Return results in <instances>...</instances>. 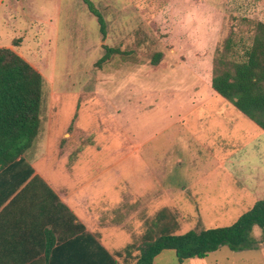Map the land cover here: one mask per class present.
<instances>
[{
  "label": "rangeland",
  "instance_id": "1",
  "mask_svg": "<svg viewBox=\"0 0 264 264\" xmlns=\"http://www.w3.org/2000/svg\"><path fill=\"white\" fill-rule=\"evenodd\" d=\"M90 1L103 38L82 0H0V47L42 76L25 159L71 207L87 200L85 221L106 227L113 257L134 264L160 210L183 234L229 226L264 198V132L209 83L226 39L236 44L228 60L251 44L264 0ZM104 47L118 52L98 63ZM252 235L264 242L263 230ZM153 264H264V255L223 246L179 262L164 250Z\"/></svg>",
  "mask_w": 264,
  "mask_h": 264
},
{
  "label": "trees",
  "instance_id": "2",
  "mask_svg": "<svg viewBox=\"0 0 264 264\" xmlns=\"http://www.w3.org/2000/svg\"><path fill=\"white\" fill-rule=\"evenodd\" d=\"M82 2L96 18L99 34L105 37L103 16L90 0ZM234 46L236 44L231 43V39H226L222 50L217 51L212 65L211 89L264 132V24L256 25L251 44L244 47L241 57L229 61L227 53ZM104 50L98 63L107 61L118 52L108 47ZM161 56L156 53L152 65H157ZM42 83L41 74L25 59L10 48L0 47V177L8 176L14 181L11 192L27 182L20 191L29 196L31 205L26 212H39L45 223L60 228L58 245L49 251L50 260L43 264H120L93 234L85 232L84 226L41 178H31L34 170L24 154L39 132ZM74 220L77 222L72 231L66 233L65 229ZM177 227L176 222L167 216V211L160 210L141 237L134 264H153L154 258L164 250L174 251L177 260L182 262L204 259L223 246L231 251L257 249L260 242L252 232L254 227L264 231V198L257 200L229 226L175 234ZM45 234L54 239V230ZM262 239L264 241V235ZM132 246L127 245L124 249L128 257Z\"/></svg>",
  "mask_w": 264,
  "mask_h": 264
},
{
  "label": "crops",
  "instance_id": "3",
  "mask_svg": "<svg viewBox=\"0 0 264 264\" xmlns=\"http://www.w3.org/2000/svg\"><path fill=\"white\" fill-rule=\"evenodd\" d=\"M26 161L34 170V174L31 178L34 176L41 178L56 194L59 201L64 204L68 211L76 217L77 221L84 226L85 232L93 234L107 252L112 254L114 250L110 247L112 246L110 239L108 241V229L106 227H99L96 232L93 230V227L88 225L87 221H85L90 215L86 207L87 200L82 201V203H79L77 206L74 205V207H71L68 201H65L59 196L58 191H60V185L58 184L56 187L49 183L46 178L35 171L33 163L29 162L27 159ZM14 180L16 181V179ZM13 182L14 181L8 176L0 177V264H43L50 260L49 251L51 252L58 245L57 235L60 228H58L57 225L52 227L53 225L51 223H45L44 217L41 216L39 212H26L27 207L31 205V203H29L28 194L25 193L24 195L20 193V191L27 182H24L15 192H11L10 188ZM77 221L73 222L70 227L65 229L67 230L66 233L72 231L73 225ZM53 230L55 240L49 238V236L45 234ZM256 250L264 255V242L259 243Z\"/></svg>",
  "mask_w": 264,
  "mask_h": 264
}]
</instances>
